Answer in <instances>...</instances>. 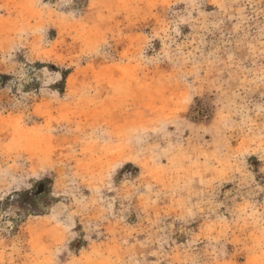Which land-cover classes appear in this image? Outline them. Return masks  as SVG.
Listing matches in <instances>:
<instances>
[{
  "label": "rangeland",
  "instance_id": "374dc122",
  "mask_svg": "<svg viewBox=\"0 0 264 264\" xmlns=\"http://www.w3.org/2000/svg\"><path fill=\"white\" fill-rule=\"evenodd\" d=\"M0 264H264V0H0Z\"/></svg>",
  "mask_w": 264,
  "mask_h": 264
}]
</instances>
